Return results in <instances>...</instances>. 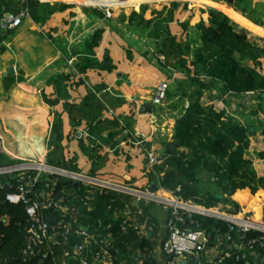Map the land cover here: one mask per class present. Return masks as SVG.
Wrapping results in <instances>:
<instances>
[{
	"label": "crops",
	"instance_id": "obj_1",
	"mask_svg": "<svg viewBox=\"0 0 264 264\" xmlns=\"http://www.w3.org/2000/svg\"><path fill=\"white\" fill-rule=\"evenodd\" d=\"M12 1L0 18L1 155L15 162H47L51 155L59 165L54 167L111 176L136 189L151 184L147 172L160 163L197 90L173 43L196 46L195 25L213 9L264 49V0H114L108 3L124 6H114L110 18L78 0H30L27 6L26 0ZM21 9L27 14L9 28L8 14ZM133 10L140 15L131 20ZM161 81L168 82V90L155 105ZM89 91L101 103L98 110L85 101ZM202 91V101L211 99L249 127L245 157L264 178V93H229L220 83H205ZM92 149L101 160H90ZM148 154L156 157L155 165L149 166ZM69 161L74 170L62 167ZM231 199L239 208L232 214L264 223V188L240 189ZM215 206L227 213L232 209L229 203ZM153 209L162 237L165 212L158 204Z\"/></svg>",
	"mask_w": 264,
	"mask_h": 264
},
{
	"label": "trees",
	"instance_id": "obj_2",
	"mask_svg": "<svg viewBox=\"0 0 264 264\" xmlns=\"http://www.w3.org/2000/svg\"><path fill=\"white\" fill-rule=\"evenodd\" d=\"M30 2L26 0L23 5L27 6ZM12 5V0H0V18L3 11H9ZM139 15L133 10L129 17L132 20ZM195 26L198 32L196 46L185 44L181 47L179 43L173 45L180 52L181 68L187 75L193 74L191 80L197 90L185 112L177 119L174 135L166 144L160 163L147 172V177L149 182H157L182 200L207 208L217 203H229L232 209L228 213H236L239 208L231 197L240 189L248 188L254 192L264 188V178L256 175L251 160L245 157L249 145V127L220 110L211 99L202 101V87L205 83H220L222 90L233 93L247 90L264 93V69L261 62L264 49L253 44L247 32L220 11L208 9L207 15H203ZM189 54L191 57H188ZM244 60L251 61V67L246 66ZM85 101L95 106V110L101 107L92 91H89ZM99 122L100 119L96 121ZM81 146L85 149L83 144ZM92 150L89 153L90 160H101L98 151ZM46 163L59 166L51 155L47 157ZM62 167L75 169L72 161L62 164ZM45 178L43 176L36 181L32 191L38 192V195L40 190L49 191L54 198H58L62 190L72 191L81 197L87 195L88 187L80 181L55 174L49 176L52 181ZM205 182L208 183L207 187ZM211 187L217 188V192H213ZM13 191L14 179L0 175V258L6 260L3 264H60L56 261L58 246H51L52 252H48L45 257L41 254L28 257L22 255L31 220L22 202L10 203L6 199V194ZM89 200L91 209L84 208L78 219L99 229H106L114 237L115 262L158 264L153 255L154 243L151 239L140 237L131 229L124 233L119 221L113 219L107 210V205L121 203L120 194L96 189ZM144 209L147 214L149 207ZM42 213L46 214L47 211L43 210ZM185 219L186 223L192 220L196 228L208 235L209 244L218 242L223 250L230 253L219 264H264V245L258 242L261 232L254 229L238 231L235 227L230 228L227 221L206 215L193 214ZM149 220L156 222L155 218ZM226 235L231 237V241L225 240ZM254 239L255 243L250 244ZM71 241L73 243L77 239L71 236ZM233 242L245 246L238 251L233 247ZM249 245L252 247L249 248ZM255 255H261L262 260L255 261Z\"/></svg>",
	"mask_w": 264,
	"mask_h": 264
},
{
	"label": "built area",
	"instance_id": "obj_3",
	"mask_svg": "<svg viewBox=\"0 0 264 264\" xmlns=\"http://www.w3.org/2000/svg\"><path fill=\"white\" fill-rule=\"evenodd\" d=\"M77 3L101 8L106 18L112 16L114 6H123L101 0H78ZM26 14L24 9L15 14H8V27H16ZM167 90V81L158 83L152 99L155 105L162 104ZM256 91L259 90H247L244 93ZM229 93L232 92L229 91ZM1 151L2 136L0 135V153ZM156 163V157L148 154L149 166ZM52 174L82 182L88 187L87 195L81 197L72 191L62 190L58 194L59 197L54 198L49 191L40 190L39 195L38 192L32 191L33 184L41 177L45 176V179L52 181L49 178ZM0 175H7L14 179L15 191L7 193L6 199L10 203L22 202L31 220L27 230V240L21 251L24 257L38 254L45 257L48 252H52L53 246H58L56 261L60 264H121V262H115L113 255L114 237L105 231L106 229H99L78 219L80 215L82 216L84 208L91 209L89 199L96 189H106L120 194L121 203L109 204L107 210L113 219L119 221V226L124 233L131 229L140 237H149L153 243H155L154 239H159L155 245L159 246L161 255L157 254L153 248V255L158 264H219L223 257L230 255L229 252L220 248L218 242L209 244L208 235L196 228L197 225L192 220L186 223L185 217H191L193 214L225 220L231 225L230 228L235 227L238 231L257 230L262 233L258 240L259 245H264V223L250 217L227 213L217 206L207 208L189 200H182L158 183L153 192L149 190L150 183L143 189H136L111 176L98 177L61 169L47 164L44 159H32L5 166L0 168ZM133 200L135 204H132ZM155 204L161 205L165 212L162 237L159 236L156 222L149 220L153 218ZM146 207H149L147 214L144 212ZM43 210L47 213L43 214ZM47 217H56V221L49 225L46 221ZM71 236L77 241L72 243ZM224 238L226 241H231L229 235ZM255 241L254 239L249 243L253 244ZM232 245L238 251L245 246L243 243L235 242ZM5 262L4 258H0V264Z\"/></svg>",
	"mask_w": 264,
	"mask_h": 264
},
{
	"label": "water",
	"instance_id": "obj_4",
	"mask_svg": "<svg viewBox=\"0 0 264 264\" xmlns=\"http://www.w3.org/2000/svg\"><path fill=\"white\" fill-rule=\"evenodd\" d=\"M226 1L231 4L233 3L234 0H226ZM155 189H156V184L154 182H151L149 190L153 192L155 191ZM132 204H135V200L132 201ZM46 221L50 225L51 223L56 221V217H47ZM260 260H261V255H257V257L255 258V261L260 262Z\"/></svg>",
	"mask_w": 264,
	"mask_h": 264
},
{
	"label": "rangeland",
	"instance_id": "obj_5",
	"mask_svg": "<svg viewBox=\"0 0 264 264\" xmlns=\"http://www.w3.org/2000/svg\"><path fill=\"white\" fill-rule=\"evenodd\" d=\"M124 6V5H123ZM244 64L248 67H251L252 63L249 60H244ZM23 162H27V161H11V160H6L4 157L2 159H0V168H3L5 166H9V165H15V164H19V163H23Z\"/></svg>",
	"mask_w": 264,
	"mask_h": 264
},
{
	"label": "bare ground",
	"instance_id": "obj_6",
	"mask_svg": "<svg viewBox=\"0 0 264 264\" xmlns=\"http://www.w3.org/2000/svg\"><path fill=\"white\" fill-rule=\"evenodd\" d=\"M101 1H103L105 3H108V2L112 3L114 0H101Z\"/></svg>",
	"mask_w": 264,
	"mask_h": 264
}]
</instances>
